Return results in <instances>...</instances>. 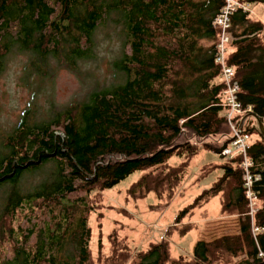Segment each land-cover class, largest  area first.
Masks as SVG:
<instances>
[{"label":"trees","instance_id":"obj_1","mask_svg":"<svg viewBox=\"0 0 264 264\" xmlns=\"http://www.w3.org/2000/svg\"><path fill=\"white\" fill-rule=\"evenodd\" d=\"M224 4L0 0V75L10 56L27 54L26 84L33 73L45 76L52 60L75 66L88 57L96 30L109 20L122 25L125 37L115 62L122 82L91 93L88 101L73 103L50 120L36 121L26 109L11 130L0 133V264H264V231L253 234L243 155L221 154L232 141L226 87L215 59L220 29L214 20ZM230 34L228 62L236 68L239 100L253 108L247 132L256 138L247 154L257 177L254 222L264 228V137L255 118L264 121V21L237 9ZM201 149L223 158L208 171L221 169L222 175L179 210L166 235L135 251L113 229L106 253L101 232L95 256L90 220L93 214L104 218L105 191L141 171L127 199L154 193L168 205ZM174 156L183 160L173 164ZM34 177L37 183L26 186ZM74 192L81 194L64 202ZM216 197L223 200L221 217L201 230L191 257H176L169 237L197 229L184 220ZM6 245L10 257L4 255Z\"/></svg>","mask_w":264,"mask_h":264},{"label":"rangeland","instance_id":"obj_2","mask_svg":"<svg viewBox=\"0 0 264 264\" xmlns=\"http://www.w3.org/2000/svg\"><path fill=\"white\" fill-rule=\"evenodd\" d=\"M251 9L253 16L264 21L263 3L252 5ZM124 38L122 25L109 20L96 30L88 57L77 60L75 66L52 60L49 67L45 68V76L38 78L37 72L33 73L27 84L22 78L26 72L31 73L28 69L29 56L18 52L10 56L5 71L0 75V133L11 130L26 109L31 110V116L36 121L50 120L53 115L73 103L88 101L91 93L122 82L123 76L115 62L122 57L125 49ZM126 50L130 52L129 46H126ZM131 77H135L133 71ZM253 138H256L255 134L252 135L251 139ZM171 160L173 164H179L183 159L174 156ZM218 162H223L219 154L201 149L199 155L190 161L188 174L168 205H163L154 193L138 201L127 199V190L141 176V171L133 173L114 188L105 191L104 208L101 210L104 218L98 219L97 214H93L90 220L93 230L91 248L94 255L98 254L101 232L104 251H110L111 240L108 235L113 229L118 230L121 239L126 236L127 242L135 251L145 250L150 243L161 240L166 235V230L175 224L179 210L190 204L203 190L211 187L222 175L221 169L208 172L209 166ZM37 180L39 177L31 178L26 186L35 185ZM80 194L71 193L64 202L71 203ZM2 197L0 191V202ZM215 199L184 220L183 223L196 224L197 229L185 236L176 233L169 237L176 257H191L194 246L202 235L201 230L203 227L208 228V225L203 226L204 220L221 217V206L217 202L220 198ZM26 221L27 218L22 219V222ZM11 254L10 246L6 245L4 255L10 257Z\"/></svg>","mask_w":264,"mask_h":264},{"label":"built area","instance_id":"obj_3","mask_svg":"<svg viewBox=\"0 0 264 264\" xmlns=\"http://www.w3.org/2000/svg\"><path fill=\"white\" fill-rule=\"evenodd\" d=\"M225 4L214 20L215 26L220 29L219 41L217 44L215 59L216 63L221 68V77L225 83V105L228 108V122L232 131V141L225 147L221 154L226 157H233L236 154L243 155V166L246 170L244 175V186L246 196L249 201V215L252 220L253 234L256 236L258 233L264 231V228L255 224L254 219L258 211L257 196L254 191V182L257 180L251 172L253 165L249 158L247 151L250 147L252 136L247 132L249 127V116L246 118L243 126H241L243 118L253 111L252 106H244L239 100L241 86L239 80L236 78L235 66L229 64V49L232 42L230 29L232 25V15L237 9H242L244 12L252 13L251 5L246 0H224ZM253 122V121H252ZM252 126V125H251ZM264 256V253H260Z\"/></svg>","mask_w":264,"mask_h":264},{"label":"water","instance_id":"obj_4","mask_svg":"<svg viewBox=\"0 0 264 264\" xmlns=\"http://www.w3.org/2000/svg\"><path fill=\"white\" fill-rule=\"evenodd\" d=\"M249 115H251V114H248L247 116H245V117L243 118V121H242V124H241V126H243V128H242V131H239V133L243 132V130H244V123H245V120H246V118H247ZM254 115H255V114H254ZM256 116H257V115H256ZM255 118H256V122H257V126H258V131L260 132V134L262 135V137H264V121L261 120L258 116L255 117ZM255 127H256V125H255Z\"/></svg>","mask_w":264,"mask_h":264},{"label":"crops","instance_id":"obj_5","mask_svg":"<svg viewBox=\"0 0 264 264\" xmlns=\"http://www.w3.org/2000/svg\"><path fill=\"white\" fill-rule=\"evenodd\" d=\"M251 125H253V122L252 121H249V126H251ZM217 198V197H216ZM220 198V200L219 201H217L219 204H220V206H221V210H222V198L221 197H219ZM215 199V198H214ZM216 200V199H215ZM215 219H217V218H212V219H205L204 220V225L203 226H205V225H209V223L212 221V220H215ZM203 229H204V227H203ZM203 229H202V231H203Z\"/></svg>","mask_w":264,"mask_h":264}]
</instances>
